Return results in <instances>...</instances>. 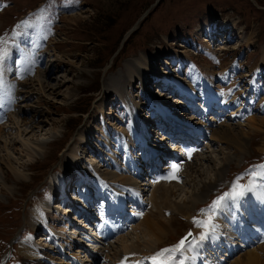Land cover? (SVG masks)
<instances>
[{
	"label": "rangeland",
	"instance_id": "rangeland-1",
	"mask_svg": "<svg viewBox=\"0 0 264 264\" xmlns=\"http://www.w3.org/2000/svg\"><path fill=\"white\" fill-rule=\"evenodd\" d=\"M157 1L52 0L49 6L51 0H5L6 7L0 8V38L5 41L0 43V55L4 56L0 64V75L4 76L3 79L0 78V88L3 86V90H0V126L4 127L0 147V244H3L4 239L13 238L15 232L23 227L27 230L31 228L33 231L37 229L35 227H41L35 225L37 220L34 219H37V216L33 214V211L36 208L43 211L52 210L53 202L54 205L56 203L62 206V202L58 199L53 200L46 196V193L54 194V188L50 187L48 190L45 184L48 180L51 182L59 180L66 191H70L72 183L65 182L63 167L68 168L69 165H73L80 171V177L74 179L77 191L73 193L78 208L85 207L91 195L98 193L97 188L101 187V183L97 174L106 171L107 165L111 162L109 158L107 164L109 148L106 144L98 146L99 141L103 139V142L110 141L111 151L117 152L118 140V150L123 153V157L125 155V149L123 152L119 149L118 134L121 137L120 128L124 125L129 126L131 121L129 109L125 108L123 98L117 93L120 88L132 112L136 111L132 116L144 115L147 111L142 105L148 102V92H156L154 88L159 86L165 78H170L167 81L171 82L185 79V83L192 87L196 99L187 104L179 101L175 112L179 117L185 116L190 122L189 125L188 121L184 122V125L198 129V132L201 129L198 123L210 129L227 128L228 131L232 129V134L245 135L246 149H240L225 140L222 144L209 140L207 144L210 145L199 150L200 153L196 154L195 159L192 160L200 165L196 172L199 173L201 169L205 173L207 171L204 178L218 180L220 189L215 190L217 188L215 186L209 191L210 194L198 190L201 199L197 198L196 203L189 205L188 202L194 191L189 181L191 176L187 177L185 173L181 176L178 172L180 179L174 178L173 182L167 183L175 187L178 185L177 189L175 188L178 191V199H182L181 202L187 201L191 208L189 214L182 215L168 209L160 200L154 203L149 198L148 191H143L139 197L133 194L136 199H125L123 213L120 212L122 215L117 220L114 217L109 220L107 217L105 218L107 221L97 223L99 210L94 211L93 215H87L91 221L87 226L88 231L83 233L84 238L73 242L74 245H71V242H67L70 246L66 245L64 239L70 236L66 238L64 234L61 235V239L51 241V235L44 230L33 234L25 231L22 236H17L15 239L18 256H15L16 261L13 264H23L24 259L39 256L28 257V253L24 252L26 246L23 242L27 240L42 247L40 252L43 259L34 260L32 264H112L109 253L114 254L116 249L122 256L128 258L125 261L126 264H137V262L152 264L149 259L151 256L138 254L142 252L134 248L135 246H131L133 242L138 240L139 248L144 253H153L155 248L161 251L164 248L174 247L177 240L189 228L195 233V241H191V247L189 243L185 245L184 254L189 259L194 258L200 264H204L203 259L200 260L202 258L200 251H203L206 246L211 249L213 246L206 243L202 248L201 242L200 245L195 246L201 247V250L198 251L199 248L194 251L192 244L196 245L198 241L200 242V237L206 230L194 223V220L208 222L211 215L207 209L228 188L223 184L225 177L232 175L236 179L240 176L241 181L235 180V183L242 185L247 178L253 176L252 172H258L259 163L257 162L261 161L264 152V126H260L259 123L260 119H264V106L257 104L260 100V104L264 103V0H160L158 3ZM33 10L35 12L31 15L29 12ZM28 13L30 15L24 18L23 14ZM22 19H25L27 23L20 27ZM39 26L42 27L41 34H39ZM27 27L28 30L25 31L24 28ZM132 29L135 30L131 31ZM17 36H20L23 41L26 38L34 44V47L46 42V47L38 51L35 59L33 54L30 55L33 59L28 54L21 55L19 59L15 57ZM212 36L221 38V41H213ZM26 49L28 53L29 50L31 52V49ZM8 54L11 55L10 59L7 57ZM186 56H190L191 60ZM146 59H149L152 72L141 70L145 67ZM18 61L21 62L18 64ZM22 62L29 65V74L24 75L25 69L20 67L23 66ZM14 65H16L15 69H18L16 75ZM127 65L137 72L139 76L137 79H127ZM7 67L11 69H6ZM232 67L233 70L235 69L234 72ZM154 68H157L158 74L153 71ZM45 70L47 72H41ZM10 72L13 75L6 77ZM159 73L166 75H159ZM36 76L44 80L46 91L41 89ZM202 76L205 79H203L201 90L197 89L194 78ZM208 80H211L212 84H207ZM49 83L51 85L47 86ZM142 83L146 85V88ZM260 84L263 87L258 91L257 99L255 89H259ZM207 85L211 86L213 96L227 105L217 108V104H213L217 114L208 110L204 118L201 110L198 109V107H205L204 102L198 98L209 96V92L205 91ZM115 87L117 92L113 91ZM185 87L189 90L188 86L185 85ZM159 95H162V92H159ZM11 97H14L13 100L16 98L14 100L16 104ZM93 97L96 98L90 108ZM159 97L162 99L161 96ZM165 100L166 98L163 101ZM169 100L165 102L168 103ZM184 106L185 109H183ZM3 108H6V111H3ZM193 123L198 125L195 126ZM79 124L81 125L78 127ZM19 127L21 130H26L23 141L29 142L23 146L20 138H17ZM255 128L258 131L257 135H254L255 130H250ZM84 131L89 132V141L92 143L83 140L89 143L86 144L82 141L80 134ZM247 131H250V135H247ZM3 136L8 137L7 150L3 146L5 138ZM75 152L76 155L73 154ZM134 152V156L138 157L136 150ZM209 154L213 156L210 162L201 159L202 156ZM180 155V159L185 157L184 153L180 152ZM118 156L120 159V154ZM166 157L165 160H167ZM251 161L253 163L250 164ZM75 162L80 166L77 167ZM214 164L225 169L223 178L214 175ZM253 164L256 166L249 167ZM91 167L96 170H91ZM164 170L165 168L162 171ZM235 172L236 176H234ZM227 173L230 175L227 176ZM81 175L85 177V180L81 178ZM195 176L197 175L194 173L193 177ZM4 177H6L5 184ZM163 177L159 181L162 182ZM201 177L195 178L198 179L197 182ZM258 181L264 185V180ZM43 188L45 191L41 192ZM111 189L105 186L104 190L110 196L109 204L113 202V189ZM103 201V199L100 200V202ZM100 202H97L96 206L100 205ZM76 210L72 208L71 214H74ZM65 212L68 214L67 209ZM53 214L57 215L54 212ZM114 214H116L115 211ZM211 214L212 221L218 214L223 213L216 210ZM74 219L79 221L73 220L75 223L71 225V229L73 227L76 229L77 225L84 226L85 222L80 211L75 214ZM221 219H224L223 215ZM156 222H158L157 230L155 226L149 231V225ZM33 224L35 227L32 226ZM61 226L62 223L57 225V227ZM103 226H110L106 241L112 249H105L108 245L103 246L105 244L103 239L96 236L97 229ZM71 229L65 230L68 233ZM89 236L92 237V241H95L97 248L101 246L95 252L97 256L101 251V257L97 256L99 260L96 263L92 261L90 252L87 253L88 248L91 249L93 244L84 242ZM238 239L241 237L235 241ZM235 241H233V244H236L235 248L241 245ZM57 242L62 245L60 247L62 249L58 248ZM82 245L89 247L85 248ZM262 245L252 250H257L261 256ZM28 246L34 248L30 244ZM190 248L193 251H188ZM34 249L37 251V248ZM246 249L248 247L242 246L236 254L221 264L233 263L235 259L248 252ZM221 250L219 249V252ZM215 252L217 253L216 250ZM76 254L79 255L74 260L73 257ZM205 254L207 258L211 255L208 251ZM3 255H0V259ZM173 256L175 259L171 264H179L184 257L181 252L174 253ZM209 259L213 261L214 256ZM0 264H3V261ZM5 264H8L7 260Z\"/></svg>",
	"mask_w": 264,
	"mask_h": 264
},
{
	"label": "bare ground",
	"instance_id": "bare-ground-1",
	"mask_svg": "<svg viewBox=\"0 0 264 264\" xmlns=\"http://www.w3.org/2000/svg\"><path fill=\"white\" fill-rule=\"evenodd\" d=\"M227 35L229 36V32H227ZM17 44H18V49L20 50L19 55H23V54H27L28 53L27 51H25V48H28V47H27V45L24 42L18 40ZM31 54L35 55V51L33 49H31ZM20 67L23 68V66H20ZM127 68H128L127 69L128 74L126 73L127 78L132 79V78H138L139 77L137 72L134 70V68L132 69V67H130L128 65H127ZM142 68H141L142 71L144 69L147 70V71H149V70L152 71V67L151 66L149 67V59H146L145 67H142ZM259 68H261V66ZM6 69H11V67H7ZM153 71L155 73H157L155 68H154ZM259 71H257V73ZM38 72H40V70H38ZM41 72L44 73V72H47V71L45 70V71H41ZM27 73L28 72H26L24 75H26ZM261 73H263V72H261ZM159 75L165 76L166 74H160L159 73ZM3 77L4 76L1 74L0 78L3 79ZM139 79H141V78H139ZM36 81H38L41 89L43 91H46L45 88H47V87H46V85L44 86V80L39 79V76H36ZM182 82L183 81L180 80L179 90L184 92L185 94H188V96H190L191 95L190 91L187 90V88L183 85ZM50 85L51 84L49 83L47 86H50ZM113 85H111V87ZM142 85L144 86V84H142ZM117 86H118V84H117ZM10 88L12 90L13 86H10ZM145 88H146V85H145ZM114 89H116V87ZM27 92H28V90H27ZM118 92H120V91H118ZM25 94H28V93H25ZM13 98H12V100H13ZM23 98H25V96H23ZM25 99H24V101H25ZM151 101H152V104L154 106L153 109H152V112L156 110V113H159L164 121H168V118H166V116H167V114L171 115L172 113L170 112V110L166 109L167 106L161 105V103L159 101V98L157 96L153 95V94H152ZM15 102L16 101H14V103ZM208 103H209V101H208ZM9 109H10V107H9ZM189 123L190 122H188V125H189ZM259 123H260V126H264V119H260ZM199 126H200V128H202V123L199 124ZM3 128L4 127L0 126V147H1V138H2ZM132 129H133V133H130V128L128 126L127 127H122L121 130H119L122 133L121 137H119V149H121L122 152L125 149L124 150L125 155H124V157H123V159L121 161V158L119 159V156H118L120 153L119 154L118 153H114L113 151L110 150L109 158H110L111 162H109V164L107 165L106 171L103 172L101 174V176H100V178H102L105 182H109L110 186H112V188L115 191V196H116L115 208L119 209L118 212H116V213L122 212L123 209H122L121 201L123 199L131 198L133 193L137 194L138 196H140V194L143 191L144 192L148 191L149 198L154 203H157V201L160 200L161 203L163 204V206H165L168 209L177 211L178 213H180L182 215L183 214H189L190 211H191V208L189 207V205L191 203H196L197 202V198L201 197V195H200L198 190H200L201 192H207L208 194H210L209 191H211L213 187L219 185V181L218 180L217 181L216 180L213 181V180H211V178H204V175L207 173V171L205 173V171L203 169H201V170H199V173L196 172V170L200 167V165L197 164L198 162L195 163V162L190 161L192 153H194V148H192L191 143L199 142V139L197 137L198 135H195L194 139H192L189 142V144H186L183 148L179 146V147H177L174 150L176 152L177 151L181 152V154H183V153L185 154V157L181 158L183 161L178 162L181 155H178L176 157V155L174 156V154H173L172 156H167L166 157L167 160H165V161H166L167 165H165L166 167H163V169L165 168V170L158 173V175L161 174V177H163L164 175L166 177V178L163 177V181L162 182L159 181V180H161L160 179L161 177L157 179V176L154 178V179H157L156 181H154L153 183H152V181L150 182V178L152 179L153 175H154L153 171H152L151 174H149V177L147 179H145V181L142 184H139V182L141 180H143V177L139 181V178H141L142 174L140 173L141 170H139V166L136 165V161H135V159L133 157V154H132L133 153L132 148H134L133 147L134 146V140L133 139H138V138L141 137L140 138L141 140L138 139L139 142H141V144H142L141 148H144V146H148L150 158L159 159L161 157V155H159L158 157H155V156L151 157V155L153 153H155L156 149H160V147H152V146L148 145L147 143H145V136L144 135L147 134V127L144 125V123L141 122L140 119L135 121V123L133 124ZM170 129H173V127L172 128H171V126L168 127L165 133L166 134L167 133L170 134ZM231 130L228 131L227 128L226 129L225 128H222V129L215 128V129L212 130V132L210 134L211 140L212 141H216L218 144H222L223 140H225L227 142H231L234 146H238L240 149H246V142L244 140L245 135L244 134H232ZM250 130H255L254 135L258 134V131H256V128L255 129H250ZM24 131H26V130H21L20 127H19V129L17 131V138H20V140H21L20 143L22 144V146L26 145L25 143H29V142H24L23 141L24 140L23 139ZM193 131L198 132V129L197 130L193 129ZM177 132H179V131H176V133L173 134L174 137H175L174 139H176V140H177ZM247 135H250V131H247ZM89 136H90L89 132L87 133L85 131L81 132V134H80V138L82 140H85V141H89ZM168 136H166V139H164V137H162L161 140L159 141L158 145L159 146L166 145ZM3 137H5V136H3ZM189 137L190 136L188 135V138ZM103 140H101V141L103 142ZM3 141H4L3 142L4 143L3 146L7 150L8 147L6 145V142L8 141V137H5L3 139ZM108 143H110V141L103 142V144H106V146H108ZM26 149H27V147H26ZM26 152H28V151L26 150ZM189 153H191L190 156H189ZM210 153H211V151H210ZM73 154H75V153H73ZM196 154L197 153L195 152L194 155H196ZM29 156H31V155H29ZM212 157L213 156L211 154H209V155L202 156L201 159H206V161L210 162ZM0 162H1V159H0ZM173 165H179V171L178 172L184 171V173H185V175L187 177L191 176L189 181H190V184H191V188L194 191H192L193 194H192V196L190 197V199L188 201L189 205L187 204L186 200L181 202L182 199L181 200L178 199L179 198L178 197V191L175 190V188L177 189L178 185L176 187L173 186V184H168L167 185L168 182H171L172 179H174L173 178V173H172V166ZM214 166H215L214 175H217L218 177L223 178L224 173H225V169L222 168L221 166L216 165V164H214ZM227 166H229L228 163H227ZM230 170H231V167H230ZM74 171H76V169L71 170L70 174H68L69 180H71L73 178V176H74L73 172ZM178 172L176 173V175H179ZM194 173L197 176H200V177L202 176L201 179L199 180V182H197L198 179L197 180L195 179L197 176L193 177ZM227 176H228V173H227ZM5 178L6 177H4V179H3L4 184L6 183V179ZM164 178L166 179V181L164 180ZM164 181H165V183H163ZM53 182H54V186H55L56 190H59L62 194L66 195V191L63 189V185L59 181H56V180H53ZM249 186H251V192L250 193L246 192L245 198H238L237 200H232L231 197H228L227 201H231V205L230 206H229V204L226 201H222L221 202V205L218 206L217 211H221L223 213L222 215L224 216V219H221L222 215H220L221 214L220 213V214H218V216L215 217V219H213L211 221V224L216 225L215 233L212 234L211 239H209L207 241H200V242L198 241L199 243L197 242L196 245H195V243L192 244V246L194 248V251H197V249H199V248L201 249V247L204 248L206 243H208L210 246H213L212 250L213 249L214 250H217V249L219 250V249H222V248H220L221 247L220 242H223L224 245L226 244L225 248L228 250V253H231L232 250H234L235 246H236V244L235 245L233 244V241H235V239L241 237V232H243L245 230L246 234H247V237H248V236H250L248 234H254V233H257V232H260V231L264 230V201H261V199H260L261 195H264V192L257 185V182H255V180H250L244 186V189H242V190L248 189ZM179 190H180V186H179ZM238 191H241V190H238ZM34 213L37 216V221L35 222L36 226L44 227V228L48 229L51 233L55 232V229H56L55 223L60 221L61 220L60 218L58 219L56 216H51V214H49V213H43L42 211H40L38 209L35 210ZM258 222H260V224ZM157 224H158V222H156L154 224H150L149 225L150 227H148V230L150 231V230L154 229ZM33 226H34V224H33ZM87 226H89V225H87ZM65 228H66V225L64 227L59 228V230L57 229V231L59 233H65V231H64ZM156 230H157V226H156ZM205 231H209L210 232L211 230L210 229H206ZM263 235H264V233H263ZM201 242H202L201 247H199V248L195 247L197 245H200ZM67 245L70 246V244H68V243H67ZM186 245H188V243ZM25 246L26 247L24 249V252L26 251L28 253V256L40 255L39 252H37L34 249L35 247L32 248V247H30L28 245H25ZM61 246L62 245H59V248ZM131 246H135L134 248H137L139 251L144 253V251L139 248L140 247V243L138 242V240L133 242L131 244ZM82 247H85V246H82ZM125 247H126V245H125ZM261 247L263 248V253L261 254V256H260V252H258L257 250H251V251H248L246 254H244V256H241V257H238L237 259H235L233 261V263H231V264H264V246L262 245ZM109 248L112 249L111 246H107L105 249H109ZM60 249H62V248H60ZM93 250H95V249L94 248H91V249L88 248V252H90V255H92V259L95 260V259L98 258L97 256H99V255L95 256L96 250L94 252H93ZM103 251L106 252L107 250H103ZM188 251H193V249L190 248V250H188ZM198 251H200V250H198ZM119 252L120 251H118L116 249L114 251V254L111 255L109 253V256L111 257V259L112 260L115 259L114 261L118 262L117 264H120L119 260L122 258V255ZM215 254H217V253L215 252ZM217 255H219V254H217ZM34 258H36V257H34ZM197 258H200V257L197 256ZM201 259H203V258H200V260ZM202 263L210 264L208 261L205 262L204 259H203ZM215 263H218V262H215ZM212 264H214V263H212Z\"/></svg>",
	"mask_w": 264,
	"mask_h": 264
},
{
	"label": "snow or ice",
	"instance_id": "snow-or-ice-1",
	"mask_svg": "<svg viewBox=\"0 0 264 264\" xmlns=\"http://www.w3.org/2000/svg\"><path fill=\"white\" fill-rule=\"evenodd\" d=\"M24 23H27L26 21ZM15 35V33H14ZM5 41H3V38H0V43H4ZM7 53L5 52V55ZM4 60V56L0 55V64H2ZM191 155V153H189V156ZM264 167V166H261ZM179 171V165H173L172 166V173H173V178H175L176 173ZM242 186L239 184H234L232 191L229 193H225L223 196H220L219 198H217L209 207V209H207V211L213 212L215 210L218 209V206L221 205L222 201H226L229 206L231 205V201H227L228 197H231L232 200H237L238 198H245L246 196V192H251V186H249L248 189L246 190H241L238 191V188H241ZM261 201H264V195H261L260 197ZM201 211H205V210H201ZM194 223H196L198 226H202L205 229H210L211 231H205L201 237L200 240L201 241H207L209 239H211L212 234L215 233L216 230V225L211 224V217H209V222H204V221H199V220H194ZM192 237V233L189 232L187 234V236H185L184 238H182L178 244H176L174 247H170V248H164L161 251L157 252L155 255L151 256L149 259H151V261H153V264H171V262L175 259V257L173 256L174 253L177 252H181L184 249V245L186 241H189V245L191 247V241L189 240V238ZM126 260L128 258H125ZM137 264H140V262H137ZM179 264H184L183 260L179 261Z\"/></svg>",
	"mask_w": 264,
	"mask_h": 264
}]
</instances>
